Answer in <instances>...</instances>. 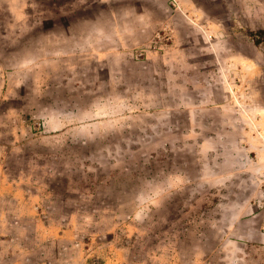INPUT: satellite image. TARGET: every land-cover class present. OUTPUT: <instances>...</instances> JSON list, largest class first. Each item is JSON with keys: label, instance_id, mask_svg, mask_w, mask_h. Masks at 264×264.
<instances>
[{"label": "rangeland", "instance_id": "rangeland-1", "mask_svg": "<svg viewBox=\"0 0 264 264\" xmlns=\"http://www.w3.org/2000/svg\"><path fill=\"white\" fill-rule=\"evenodd\" d=\"M0 264H264V0H0Z\"/></svg>", "mask_w": 264, "mask_h": 264}]
</instances>
